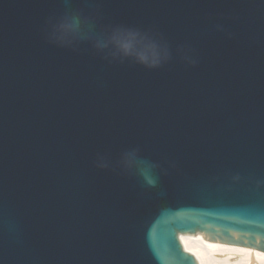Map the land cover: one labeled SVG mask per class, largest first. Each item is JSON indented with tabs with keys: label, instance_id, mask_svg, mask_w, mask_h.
Returning <instances> with one entry per match:
<instances>
[{
	"label": "water",
	"instance_id": "water-1",
	"mask_svg": "<svg viewBox=\"0 0 264 264\" xmlns=\"http://www.w3.org/2000/svg\"><path fill=\"white\" fill-rule=\"evenodd\" d=\"M197 234L264 252V0H0V264Z\"/></svg>",
	"mask_w": 264,
	"mask_h": 264
},
{
	"label": "bare ground",
	"instance_id": "bare-ground-1",
	"mask_svg": "<svg viewBox=\"0 0 264 264\" xmlns=\"http://www.w3.org/2000/svg\"><path fill=\"white\" fill-rule=\"evenodd\" d=\"M180 241L198 264H264V252L258 250L205 241L200 235H180Z\"/></svg>",
	"mask_w": 264,
	"mask_h": 264
},
{
	"label": "snow or ice",
	"instance_id": "snow-or-ice-1",
	"mask_svg": "<svg viewBox=\"0 0 264 264\" xmlns=\"http://www.w3.org/2000/svg\"><path fill=\"white\" fill-rule=\"evenodd\" d=\"M144 163L135 153H128L124 161L125 166L132 170L140 168Z\"/></svg>",
	"mask_w": 264,
	"mask_h": 264
}]
</instances>
